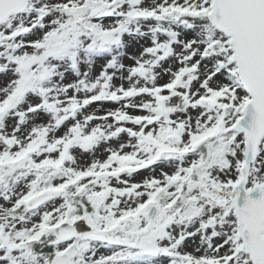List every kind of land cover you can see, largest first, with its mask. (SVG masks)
Returning <instances> with one entry per match:
<instances>
[{
    "label": "snow or ice",
    "instance_id": "obj_1",
    "mask_svg": "<svg viewBox=\"0 0 264 264\" xmlns=\"http://www.w3.org/2000/svg\"><path fill=\"white\" fill-rule=\"evenodd\" d=\"M0 264H264V0H0Z\"/></svg>",
    "mask_w": 264,
    "mask_h": 264
},
{
    "label": "bare ground",
    "instance_id": "obj_2",
    "mask_svg": "<svg viewBox=\"0 0 264 264\" xmlns=\"http://www.w3.org/2000/svg\"><path fill=\"white\" fill-rule=\"evenodd\" d=\"M147 172L144 173V175H146Z\"/></svg>",
    "mask_w": 264,
    "mask_h": 264
},
{
    "label": "rangeland",
    "instance_id": "obj_3",
    "mask_svg": "<svg viewBox=\"0 0 264 264\" xmlns=\"http://www.w3.org/2000/svg\"><path fill=\"white\" fill-rule=\"evenodd\" d=\"M146 175H148V173H146ZM138 179H139V177H138Z\"/></svg>",
    "mask_w": 264,
    "mask_h": 264
}]
</instances>
